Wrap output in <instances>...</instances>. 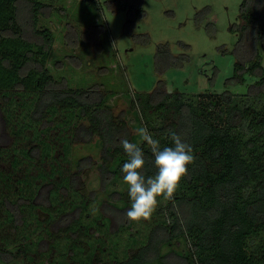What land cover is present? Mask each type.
Listing matches in <instances>:
<instances>
[{"label":"trees","instance_id":"1","mask_svg":"<svg viewBox=\"0 0 264 264\" xmlns=\"http://www.w3.org/2000/svg\"><path fill=\"white\" fill-rule=\"evenodd\" d=\"M79 1L83 31L63 0H0V264H264V0H243L235 27L227 84H246L244 92H168L162 74L188 55L163 43L151 91H131L124 77L123 90L108 76L97 80L109 75L108 65L91 81L83 72L95 67L77 49L90 44L104 53L108 26L95 21L100 0ZM125 1L132 29L146 14L144 0ZM54 16L66 22L62 57L56 31L44 23ZM63 70L81 74L74 81ZM122 92L129 106L117 112L112 100ZM140 127L161 150L179 135L195 161L173 198L159 197L151 218L137 223L126 218L131 200L121 168L128 156L120 141L137 143L142 175L155 176ZM77 141L96 143L99 162L75 158ZM95 166L103 200L80 185L81 172Z\"/></svg>","mask_w":264,"mask_h":264},{"label":"rangeland","instance_id":"2","mask_svg":"<svg viewBox=\"0 0 264 264\" xmlns=\"http://www.w3.org/2000/svg\"><path fill=\"white\" fill-rule=\"evenodd\" d=\"M100 1L102 9L95 21L102 17L103 23L108 26L105 42H109L110 47L102 54L95 52L90 44L81 45L77 49L85 57V61L95 67L83 72L92 77L91 81H96L99 66L108 65L111 67L109 75L97 80L105 81L108 76L110 80H106L107 82L123 90L120 88V81L124 77L131 91H151L160 78L155 70V53L163 43L169 45L174 55H188L183 66L169 67L162 74L168 92H201L207 89L223 92L228 88L236 92L247 90L246 84H227L234 72V49L239 36L235 27L240 22V5L243 0H144L146 14L137 18L132 29L126 28L129 5L125 0ZM113 1H120L121 7L117 3L113 7ZM63 3L73 13L70 19L77 23V28L80 31L87 29L80 21L75 20L81 1L63 0ZM44 23L56 31V57H62L67 52L63 49L65 20L54 16L50 20H44ZM73 71L63 70L60 74L77 81L81 73ZM112 102L117 112L129 106L123 92L117 94ZM75 145V158L89 155L95 164L99 162L100 147L96 143L85 144L77 141ZM79 179L84 193H97L100 199H106L107 191L102 186L97 166L85 168ZM182 245L176 244L173 248L181 250Z\"/></svg>","mask_w":264,"mask_h":264},{"label":"clouds","instance_id":"3","mask_svg":"<svg viewBox=\"0 0 264 264\" xmlns=\"http://www.w3.org/2000/svg\"><path fill=\"white\" fill-rule=\"evenodd\" d=\"M140 139L147 143L154 155V164L158 170L155 176L145 178L141 170L145 159L142 148L137 143L122 139L120 144L128 156L121 168L123 182L128 186L131 207L126 212L130 222L148 220L158 206V198H173L182 179L188 174V166L193 164L195 157L192 147L175 133L171 135L174 147L161 150L159 141L153 139L147 128L137 130Z\"/></svg>","mask_w":264,"mask_h":264}]
</instances>
